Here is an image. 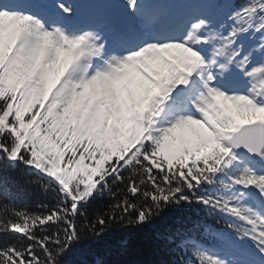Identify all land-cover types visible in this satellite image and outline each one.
I'll list each match as a JSON object with an SVG mask.
<instances>
[{
  "label": "snow or ice",
  "instance_id": "6c2138e0",
  "mask_svg": "<svg viewBox=\"0 0 264 264\" xmlns=\"http://www.w3.org/2000/svg\"><path fill=\"white\" fill-rule=\"evenodd\" d=\"M127 5L140 8L139 0ZM58 7L72 13L64 3ZM231 19L226 35L198 18L182 37L117 55L96 31L69 30L0 3V163L34 168L61 198L47 215L12 209L15 219L5 218L9 209L0 205V234L31 242L0 248V264H56L79 238L74 218L81 206L102 195L110 177L123 183L124 171L131 174L127 191L152 201L135 223L219 185L196 202L239 221L237 230L264 256V61L254 63L251 51L236 46L246 33H264V0H247ZM230 67L247 78L246 91L221 83ZM253 189L259 205L250 202ZM115 207L135 209L127 199ZM60 223L65 235H56L54 253L53 238L36 230ZM189 264L230 261L195 248Z\"/></svg>",
  "mask_w": 264,
  "mask_h": 264
},
{
  "label": "trees",
  "instance_id": "16d2710c",
  "mask_svg": "<svg viewBox=\"0 0 264 264\" xmlns=\"http://www.w3.org/2000/svg\"><path fill=\"white\" fill-rule=\"evenodd\" d=\"M246 3L247 0H225L219 5L218 0H213L202 18L211 22V28L226 35L233 24L231 16ZM262 43L264 33L251 31L242 35L236 46L242 45L244 54L251 51L253 62L258 63L264 61ZM235 73L246 78L232 67L224 76L228 84ZM122 174L123 183L110 177L109 188L81 206L80 214L74 218L79 238L56 255V264H189L195 248L209 252V248L226 243L236 226L231 216L196 202V196L217 192L219 185H205L195 195L187 193L193 197L191 203L163 206L148 222L137 224L138 211L152 206V201L143 195L132 196L127 191L131 174L128 171ZM142 190L153 189L151 185H144ZM125 199L135 205V209L130 208L125 213L122 208L115 207ZM60 204L55 186L49 187L47 178L37 170L23 163L11 165L6 160L0 163V205L9 209L5 218L15 219L12 209L47 215ZM100 218L107 221L106 225L98 223ZM65 227L63 223L49 224L37 229L36 236L52 237L49 247L56 253L59 246L54 242L55 237L59 234L63 240ZM30 243L22 236L0 234V248H24ZM35 251L42 260L46 259L38 246Z\"/></svg>",
  "mask_w": 264,
  "mask_h": 264
},
{
  "label": "rangeland",
  "instance_id": "374dc122",
  "mask_svg": "<svg viewBox=\"0 0 264 264\" xmlns=\"http://www.w3.org/2000/svg\"><path fill=\"white\" fill-rule=\"evenodd\" d=\"M145 1H147L148 6H152L156 10L157 17L158 15H161V17H158L159 20L156 22H160L159 25H162V24L167 25L169 21H171L174 18L182 17L185 14L191 15L192 14L191 11L193 10V8L196 7L200 9L202 2L206 0H199L198 2H195L192 5H185V6L181 4H171L169 0H160L161 3H158V4H155L152 0H145ZM114 2L117 7H114L113 4L106 3L107 9H108L107 16L103 15L104 7L99 4L93 6L91 12L96 15H100L104 21L110 20V21H114V24H116L118 21V14L115 12V10L118 11L121 8H128L131 14V17H132L133 32L131 33V36L133 38V43H132L133 45H137L139 41H141L140 44H143L147 39H150L155 34V31L151 29L152 20L148 19L146 24H143L141 22V17H140L141 14H140L139 9L133 11L131 8L128 7L127 0H117ZM139 3H140V6L142 7L141 2ZM142 15H145V9ZM80 21L82 22L81 19ZM177 36L181 37V33L177 32ZM204 47H205V50L210 53L211 51L210 47L209 46H204ZM107 52L109 54H113L108 49H107Z\"/></svg>",
  "mask_w": 264,
  "mask_h": 264
}]
</instances>
